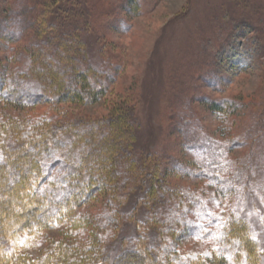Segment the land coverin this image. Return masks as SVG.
Segmentation results:
<instances>
[{"label": "trees", "instance_id": "16d2710c", "mask_svg": "<svg viewBox=\"0 0 264 264\" xmlns=\"http://www.w3.org/2000/svg\"><path fill=\"white\" fill-rule=\"evenodd\" d=\"M80 3L17 0L11 10H0V41L24 40L9 52L14 68L0 57V100L10 108L30 109L41 99L87 105L105 95L111 75L101 61L108 63L109 58L98 51V63L89 60L91 43L85 34L91 14ZM207 102L213 112L227 103ZM116 115L97 123L32 114L8 122L4 130L11 129L9 135L0 140V264H264V234L243 207L241 213L222 218L215 252L180 253L186 239L208 237L209 221L204 226L189 215L197 207L206 213V205L196 198H164L171 190L166 179L188 174L185 164L163 156L162 167L154 151L136 149L132 112L119 109ZM185 136L189 147L204 150L201 167L213 171L229 166V160L221 161L220 146L198 135ZM54 169L58 174L52 177ZM242 177L237 172L235 184ZM222 189L225 194L233 188ZM107 191L111 197L102 215L74 214ZM169 200H175L177 214L161 213V204ZM61 227L60 240L42 257L32 259L22 252L28 240L38 241L46 231ZM104 228L117 232L103 246ZM82 239L86 243L81 246Z\"/></svg>", "mask_w": 264, "mask_h": 264}, {"label": "rangeland", "instance_id": "374dc122", "mask_svg": "<svg viewBox=\"0 0 264 264\" xmlns=\"http://www.w3.org/2000/svg\"><path fill=\"white\" fill-rule=\"evenodd\" d=\"M16 1L0 0V10H11ZM80 2L91 14L89 34H85L91 43L87 44L89 60L97 64L98 51L109 58L108 63L101 61L111 75L105 95L87 105L41 99L37 106L22 111L0 100V140L9 135L11 129L4 130L8 122L29 114L97 123L127 109L135 121L136 149L154 151L160 166L166 164L163 156L186 166L188 174L166 179L171 190L164 198H196L206 205V213L197 207L189 215L204 226L209 221V235L186 239L180 247L182 255L215 252L222 218L243 208L264 234V202H259L264 198V0ZM23 42L0 41V57L11 68L9 52ZM207 101L227 103L213 112ZM186 132L220 146L221 161L229 160V166L219 165L213 171L201 167L204 150L189 147ZM237 172L243 177L235 184ZM51 174L56 176L57 169ZM229 185L233 189L224 194L222 188ZM110 197L108 191L94 195L73 212L99 217ZM174 205L175 200L165 201L161 213L177 214ZM63 227L46 231L38 241L28 240L22 252L32 259L42 257L60 240ZM106 230L100 234L103 246L113 242L117 232Z\"/></svg>", "mask_w": 264, "mask_h": 264}, {"label": "snow or ice", "instance_id": "6c2138e0", "mask_svg": "<svg viewBox=\"0 0 264 264\" xmlns=\"http://www.w3.org/2000/svg\"><path fill=\"white\" fill-rule=\"evenodd\" d=\"M3 160V157L2 156H0V161H2Z\"/></svg>", "mask_w": 264, "mask_h": 264}]
</instances>
